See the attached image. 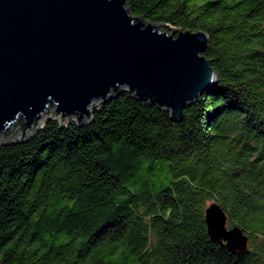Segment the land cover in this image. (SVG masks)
<instances>
[{"label":"trees","instance_id":"16d2710c","mask_svg":"<svg viewBox=\"0 0 264 264\" xmlns=\"http://www.w3.org/2000/svg\"><path fill=\"white\" fill-rule=\"evenodd\" d=\"M205 30L218 83L182 120L122 90L0 143V264H264V0H127ZM218 202L248 247L209 234Z\"/></svg>","mask_w":264,"mask_h":264},{"label":"water","instance_id":"95a60500","mask_svg":"<svg viewBox=\"0 0 264 264\" xmlns=\"http://www.w3.org/2000/svg\"><path fill=\"white\" fill-rule=\"evenodd\" d=\"M162 25L133 14L127 0H0V134L18 129L13 140L23 141L51 118L89 121L125 89L182 120L219 76L204 53L207 31ZM205 219L215 241L248 247L218 202Z\"/></svg>","mask_w":264,"mask_h":264},{"label":"rangeland","instance_id":"374dc122","mask_svg":"<svg viewBox=\"0 0 264 264\" xmlns=\"http://www.w3.org/2000/svg\"><path fill=\"white\" fill-rule=\"evenodd\" d=\"M163 30H166L168 32H172L173 31V28L174 29H178V27H171V28H166L164 26V24L161 26ZM60 119V118H59ZM71 119H76V117H72ZM66 121H64L63 123H65ZM42 123V122H41ZM42 125V124H41ZM19 133L20 131L17 129L15 130L12 134H10L9 136H6L4 137L3 135L0 134V140L1 142H4V141H9V140H13V139H17L19 137Z\"/></svg>","mask_w":264,"mask_h":264}]
</instances>
